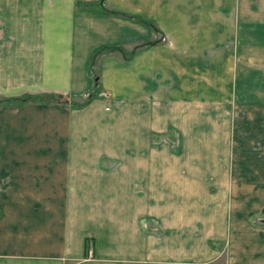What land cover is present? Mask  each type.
I'll return each instance as SVG.
<instances>
[{
    "label": "crops",
    "instance_id": "0c3cea01",
    "mask_svg": "<svg viewBox=\"0 0 264 264\" xmlns=\"http://www.w3.org/2000/svg\"><path fill=\"white\" fill-rule=\"evenodd\" d=\"M263 53L264 0H0L1 97L107 95L0 105V264H264Z\"/></svg>",
    "mask_w": 264,
    "mask_h": 264
},
{
    "label": "rangeland",
    "instance_id": "374dc122",
    "mask_svg": "<svg viewBox=\"0 0 264 264\" xmlns=\"http://www.w3.org/2000/svg\"><path fill=\"white\" fill-rule=\"evenodd\" d=\"M151 28H152V31H154V32L157 31V29L153 25H151ZM247 49H248V59L249 58L250 59L254 58L253 55H252V52L250 53V51H249V50L252 49L250 47V44L248 45ZM119 53L122 54V56L125 57V58L129 55L128 52H124V51H120ZM263 55H264V53H263ZM261 70H263V72H264V68L261 69ZM247 71H250V68H248ZM98 91L99 90H98V87H97V84H96V86H95V88H94L92 93L95 92V94H96V92H97V94L94 95L93 99H96V98H104V99H106L107 98L106 94H102V93H100ZM104 95H106V97ZM28 96H29V94H23V95H20L18 97L13 98V100H7V99H12V98H3V97L0 96V105H9V104L10 105H16V104H19V102L22 99H24V98H27L26 102L31 101V99H29ZM88 96L90 97V95H87L86 97L83 98V100H81V99L80 100H75L73 98L69 99V98H66V97L63 96L61 99H58V101L67 102V104H69V102H72L74 104H81L82 102H84L85 100L88 99L87 98ZM39 99H40L39 101H41L43 103H47V102H49V100H51L50 95L48 97L46 95H44V96L40 97ZM249 107H250L249 105H246V106H244V105L243 106H235V104L232 103V107H231V111H232L231 125L232 126L233 125L237 126V127H234V128H236V134L238 135V137L236 139V138H234V136L232 134V138H233L232 141L233 142L238 141V139H240V138L242 140L246 139V141H254L258 134H262L264 136V117H261L259 115L255 116L254 115L255 110H249ZM239 108H241V109H239ZM252 108H253V106L251 107V109ZM255 120H257V125L256 126H255Z\"/></svg>",
    "mask_w": 264,
    "mask_h": 264
},
{
    "label": "trees",
    "instance_id": "16d2710c",
    "mask_svg": "<svg viewBox=\"0 0 264 264\" xmlns=\"http://www.w3.org/2000/svg\"><path fill=\"white\" fill-rule=\"evenodd\" d=\"M115 50H119L120 51V49H117L116 47H110V46H108V47H103V48H101V49H99V50H97V51H95L94 52V54H93V56H92V59H94L95 58V56H97L98 54H100V53H103V52H112V51H115ZM95 83H96V81H94ZM93 91H91L88 95H90V97L88 96L87 98V100H85L84 102H82L81 104H74V103H72V102H69V104L71 105V107L72 108H82V107H84L85 105H87L89 102H90V100L92 101V99L94 98V95H96L97 94V92H96V94H95V92L94 93H92ZM42 96H44V95H42ZM42 96H28L29 97V99H31V101H38V102H41V101H39L40 99V97H42ZM47 97L49 96V95H46ZM63 96H61V95H56V94H50V98H51V100H49V102H53V103H60V104H67V102H61V101H58V99H61ZM67 98V97H66ZM7 100H13V98L12 99H7ZM16 100V99H15ZM27 101V98H24V99H22L20 102H19V104H16V105H12V106H19V105H22L24 102H26ZM10 105V104H9Z\"/></svg>",
    "mask_w": 264,
    "mask_h": 264
},
{
    "label": "built area",
    "instance_id": "2783aa9c",
    "mask_svg": "<svg viewBox=\"0 0 264 264\" xmlns=\"http://www.w3.org/2000/svg\"><path fill=\"white\" fill-rule=\"evenodd\" d=\"M106 97V95H104Z\"/></svg>",
    "mask_w": 264,
    "mask_h": 264
}]
</instances>
